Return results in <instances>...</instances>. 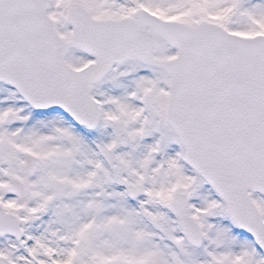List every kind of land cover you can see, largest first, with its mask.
Masks as SVG:
<instances>
[{
  "label": "snow or ice",
  "instance_id": "obj_1",
  "mask_svg": "<svg viewBox=\"0 0 264 264\" xmlns=\"http://www.w3.org/2000/svg\"><path fill=\"white\" fill-rule=\"evenodd\" d=\"M0 264H264V0H0Z\"/></svg>",
  "mask_w": 264,
  "mask_h": 264
}]
</instances>
